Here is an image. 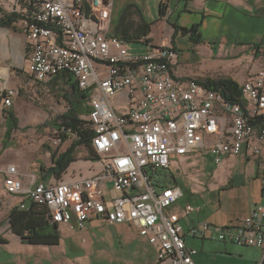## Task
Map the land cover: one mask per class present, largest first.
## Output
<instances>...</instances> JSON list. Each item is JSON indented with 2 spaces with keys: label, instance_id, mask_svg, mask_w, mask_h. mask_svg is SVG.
Returning <instances> with one entry per match:
<instances>
[{
  "label": "built area",
  "instance_id": "2783aa9c",
  "mask_svg": "<svg viewBox=\"0 0 264 264\" xmlns=\"http://www.w3.org/2000/svg\"><path fill=\"white\" fill-rule=\"evenodd\" d=\"M11 2L22 15L27 71L34 81L60 78L92 93L86 121L102 170L27 188L18 167L9 165L0 167L4 190L47 208L52 224L81 230L93 219L128 224L158 247L160 261L196 264L198 251L187 246L180 215L166 214L184 191L162 185V172L171 169L174 155L205 154L216 166L229 157H250L259 162L264 191V70L240 85L238 101L228 100L195 78L176 76L177 51L169 45L128 54L129 44L111 33L114 0ZM96 58L113 60V69L95 67ZM16 94L0 91V109H10ZM115 98L120 99L116 106ZM194 210L188 203L183 213ZM206 228L190 233L198 236ZM218 239L261 250L257 264H264V206H254L248 216L222 229Z\"/></svg>",
  "mask_w": 264,
  "mask_h": 264
},
{
  "label": "crops",
  "instance_id": "0c3cea01",
  "mask_svg": "<svg viewBox=\"0 0 264 264\" xmlns=\"http://www.w3.org/2000/svg\"><path fill=\"white\" fill-rule=\"evenodd\" d=\"M7 1L12 0H0V18L6 13H17L20 17L11 26L0 25V91L12 89L17 94L13 97L12 107L5 110L4 117L0 115V127L2 123L6 125L1 128L0 134V167L7 170L9 165L17 166L27 188L43 180L71 182L101 171L102 164L92 160L88 150L80 146L85 150L84 153L78 156L76 151L77 159L65 174L60 178L50 175L44 179L46 172L42 171V167H53V155L65 151L50 148L38 152L34 146L29 150L12 149L15 146L10 145L14 142H11L13 134L40 126L48 117L37 111L36 105L22 103V95L34 88L35 81L27 71L29 47L22 15L12 2L11 12L5 9L2 5ZM161 4L165 7L164 15L160 13ZM144 21L151 27L150 35L147 36L150 43L139 45L143 51L153 45L173 47L177 51L173 71L180 79L231 78L241 85L252 73L264 70V0H114L110 26L111 33L117 38L127 32L142 33ZM176 26L186 29L196 26L201 41L196 44L192 41L191 33L186 34ZM262 42V48L256 50L254 44ZM49 83L42 85L48 86ZM8 111L13 112L18 120V125L10 131L8 126L12 124L7 119ZM85 116L82 114L80 117ZM16 152L15 158L10 156ZM258 164L256 159L250 157H229L221 165H214L219 175L207 177V184L201 193L194 194L186 186L188 196L184 193L182 197L184 199L187 196L185 201L181 198L167 209V215H180L186 244L198 251L194 257L196 264L258 263L261 250L218 239L222 229L248 216L254 206H264ZM171 185L183 189L178 180H174ZM4 189L2 172L0 264H171L168 260H159L158 247L150 244L138 230L128 224L113 225L97 219L91 220L82 230L72 224H58L60 237L57 243L25 241L22 237L26 226L36 218L38 221L39 216L21 218L19 211L27 210L33 202L19 195H11ZM188 203L195 210L184 215L183 209ZM22 204H25V209H21ZM40 211L39 208L35 209V212ZM204 224L208 228L201 231V235L190 233V229L200 230ZM110 226L116 228V236L104 233L101 237L111 247L110 253L105 254L109 258L89 261L84 248L86 242L93 238L98 229L103 228L106 232L105 229Z\"/></svg>",
  "mask_w": 264,
  "mask_h": 264
},
{
  "label": "rangeland",
  "instance_id": "374dc122",
  "mask_svg": "<svg viewBox=\"0 0 264 264\" xmlns=\"http://www.w3.org/2000/svg\"><path fill=\"white\" fill-rule=\"evenodd\" d=\"M5 9L12 10V3L7 1V3L2 5ZM1 8V7H0ZM128 45V54H136L143 51V47L139 44L127 43ZM42 85V84H41ZM39 85L36 81L33 83L34 88L30 89L28 92H25L22 95V103H29L36 107L37 111L43 112L47 117V121L40 126H34L31 129L26 128L22 132L19 131L16 134H13L12 141L10 145H15L12 147L13 150L17 148L23 150H29L32 146L36 147V150L46 151L48 149L57 150L63 152L68 150L77 140L73 134L67 132L68 138L64 140L62 134L65 131L61 126V121L58 120V116L68 110L70 106V100L72 99V87L65 82H50L48 86ZM18 96V95H17ZM92 96V93L87 92V98H82V103L86 104V100ZM120 101L119 98L113 100L114 106ZM122 108V107H119ZM5 110L0 109V115L4 117ZM37 120V119H36ZM86 121V116L84 118ZM6 127L4 123L0 127V134H2L1 128ZM8 126V125H7ZM23 126V125H22ZM2 135H0V140ZM61 139V141L59 140ZM58 141V143H56ZM2 142V141H1ZM78 156H81L82 152L84 153L83 147H78L76 149ZM18 152L10 154L11 157H16ZM173 162L171 163V169L174 174L177 176L179 184L183 187L184 193L188 194L186 186L194 194H199L205 188L207 181L206 178L209 176H215L218 174V169L214 166V162L209 156L205 154H195L185 157H180L174 155L172 158ZM170 171L162 172V179H166L165 184L169 185L174 182L173 177ZM163 185V184H162ZM188 196V195H187ZM185 198L182 201H185ZM116 228L113 226L107 227L106 232L104 229H98L93 235V238L90 241L86 242L84 246L86 250V257L92 261L94 259H108L109 257L105 256L108 252L110 253V245L105 243V240L101 238L104 233L116 236ZM111 237V238H112Z\"/></svg>",
  "mask_w": 264,
  "mask_h": 264
},
{
  "label": "trees",
  "instance_id": "16d2710c",
  "mask_svg": "<svg viewBox=\"0 0 264 264\" xmlns=\"http://www.w3.org/2000/svg\"><path fill=\"white\" fill-rule=\"evenodd\" d=\"M160 13L161 15L165 14V7L163 4L160 5ZM19 15L17 13L8 14L6 13L4 16L0 18V25L1 26H11L14 22L19 19ZM145 22V21H144ZM177 29H181L182 32L188 34H192V41L198 44L201 41V36H197V27L193 26L190 29L181 28L176 26ZM151 27L150 24L145 22V29L142 33H133L127 32L122 35L121 38L127 43L133 44H146L150 43V40L147 36L150 35ZM263 46L262 44H254L256 50H260ZM60 78L56 80H51L49 82L55 83L58 82ZM202 85L210 90L221 91L222 94L228 100H239L238 97L240 96V84L231 78H221V79H212L211 77H206L202 80H198ZM66 82V81H63ZM67 83V82H66ZM72 87V99L70 100V106L68 110L61 115L58 116V120L61 121V126L64 127L65 130L61 135L64 140L68 138L67 132L73 134L77 137V140L68 150L65 152L58 154L57 152L53 155V167L44 168L42 167V171L46 172L43 175V178L46 179L48 176H55L56 178H60L66 171L69 169L71 163H73L76 158V149L80 146L86 148L90 154V158L92 160H97V154L93 147L91 146V132L89 131L88 122L84 120L85 117H80L82 114H88V107L87 104L82 103V98H87V95L81 92L75 84L70 85ZM88 99L86 100V103ZM7 119L12 124L11 127L8 126V130L10 131L11 128L16 127L18 125V120L13 112L8 111ZM8 131V132H9ZM170 172L172 170L170 169ZM173 180L177 181L176 175L172 172L171 173ZM161 184L164 186H168L165 184L166 179L160 181ZM171 185V183H170ZM41 209L40 212H35V209ZM21 218L27 217H36L39 216L38 219L41 221H30L23 232L22 239L25 241H38V240H46L49 243H57L59 241V234L57 232V224H52L50 221V216L48 214L47 208L44 206L37 205L32 203L27 210L19 211ZM51 226V227H50Z\"/></svg>",
  "mask_w": 264,
  "mask_h": 264
},
{
  "label": "bare ground",
  "instance_id": "6f19581e",
  "mask_svg": "<svg viewBox=\"0 0 264 264\" xmlns=\"http://www.w3.org/2000/svg\"><path fill=\"white\" fill-rule=\"evenodd\" d=\"M114 61L111 59H101L96 58V66L95 67H101L105 69H113Z\"/></svg>",
  "mask_w": 264,
  "mask_h": 264
}]
</instances>
